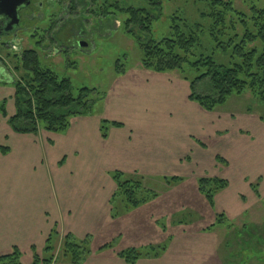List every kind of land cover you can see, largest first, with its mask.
I'll return each mask as SVG.
<instances>
[{
    "label": "rangeland",
    "instance_id": "obj_1",
    "mask_svg": "<svg viewBox=\"0 0 264 264\" xmlns=\"http://www.w3.org/2000/svg\"><path fill=\"white\" fill-rule=\"evenodd\" d=\"M88 1L77 0L76 5L71 10L70 7L72 5L69 0H32L31 6L26 10L28 15L33 12L32 21L22 20V28L28 29L19 31L16 37L5 36V38L2 37L0 39V101L4 99L7 101V113L11 114L14 109V88L12 84L20 76L19 72L14 71L17 60L12 57L14 55L19 56L24 50H34L38 53L43 67L51 70L59 79H68L70 81L73 95L76 96L77 91L81 88L95 90L90 93L94 104L85 116H91V120L101 119L99 122L100 135L101 122L108 121L106 120L107 115L115 114V116L123 118L129 116L125 112L128 110V106H124L122 101L125 99L127 87L121 85V82L124 80L122 78L128 76L131 70L134 71L139 68L144 70L141 65L142 54L137 43L124 33L123 22L126 17L112 10L111 3L117 2L123 8L141 9L149 12L154 20L151 33L141 36L143 41H147L150 38L157 41L168 37L172 17H179L191 23L198 22L204 30H207L209 24L208 20H203L200 17L201 13L206 10L204 0H159L160 8L151 6L147 0H109L106 6L100 4L103 0H95L98 5H91V7L87 5ZM225 1H231L235 10L248 15L250 6L248 4L250 3L245 4L241 0ZM249 1L251 3L256 2L254 0ZM260 1L264 2V0ZM38 4H40V7ZM99 6L105 7L104 17H98L95 12L92 13V10L97 12ZM229 19L234 21V24H232L234 25V32L230 31L227 33L230 36H233L234 33L241 36L243 30L236 16H230ZM79 41H83L86 47L80 48L78 46ZM203 41L201 49L198 48L196 54H199L198 51L200 49L202 53L210 54L216 63L225 65L229 63L227 54L215 50L214 45L207 41L205 37H203ZM15 42H18L19 47H13ZM36 43H40L38 48ZM8 55L11 57L9 58ZM116 66L118 68L121 66L120 68L124 70V74L118 76L115 71ZM164 75L171 82L177 79V81H183L187 86H190L189 82L176 72ZM185 76L187 79L193 80L197 73L186 68ZM203 87V85H198V92H202ZM153 91L157 92L163 100L165 99L166 95L163 94L165 90L162 86L152 89ZM182 91L183 88L180 89V87L173 89L172 96L175 95L176 99L172 103L173 105L168 108L174 110L179 116L178 120L182 122L186 121V115L191 116V127L189 128L186 124H183V129L189 130L191 134L201 139L207 148L204 149L193 142L199 150H193L190 165L180 168L176 167L178 168H175L176 171L165 176L156 175L149 177L137 173L123 174L126 177L136 178L141 182L143 189L156 193L158 197L174 190L189 199L190 206H182L180 210L170 217L154 219L156 226L160 227L162 231L165 232L166 228L168 230H177L180 235L192 234L194 239L201 234L203 245L210 241L212 244L211 249L216 250L219 264H264V245H250L249 249H245L247 246L243 245V242H252L257 237L260 240H264V129H260L253 123L249 124V122L239 120L240 117L253 116L257 117V120H260L261 123H264V102L255 98L247 90L241 96L234 95L229 98L224 106L217 107L212 112H205L196 103H193L192 107L189 105L183 107L180 101ZM134 92L137 91L134 90ZM113 109L115 110L113 111ZM228 116L235 120L234 123L229 120ZM72 119L74 118L72 117L70 120ZM237 119L240 122L236 123ZM236 127L249 129V132L243 128L240 131L246 141H249V137L250 140H252V137L254 139L258 137L259 142L250 141V143H245L241 141V138L236 136L234 130H229V128L235 129ZM9 128L0 115V146L12 148L17 145L19 147L18 138L11 139V136L6 133V129L9 130ZM69 128L66 132H68ZM111 128V126L108 127L107 135ZM220 129L224 131L217 133L216 131ZM6 135L9 137L7 141L4 139ZM178 136L185 137L182 133ZM14 137L18 136L14 135ZM49 138H51V135H49ZM184 139L188 138L185 137ZM245 153L247 157H243ZM38 155L43 156L44 166H40L42 170L37 168L34 172L28 173V177L31 178V180H27L28 190L36 188L38 186L36 181L41 179L42 187L45 191L44 182L46 177H44L45 175L43 176V173H49L51 175L49 187L46 186V189H49L50 194L54 193L55 186L57 188V178L53 164L57 156L56 147L44 150L40 148L39 151H35L33 155L35 161L38 159ZM217 157L224 160L225 164L219 163L216 159ZM46 166L48 169H46ZM66 172L61 175L66 177ZM113 172L118 171L107 172L110 180H112L111 174ZM76 174L89 175L84 170L82 173L69 174V177H75ZM246 175L248 176L243 181L241 177ZM97 176L101 177V173L98 172ZM171 178H180L181 181L166 184L164 179ZM205 178H220L229 182L228 188L218 193L216 198L214 197L215 206L213 207H210L206 199L198 192V181ZM256 184L258 185V196L251 188V185ZM132 211L126 213L124 210L119 209L118 213L120 216L115 219H112L110 214V218L113 221L112 225H120L122 227L121 220L130 215ZM219 215H224V224L216 225L211 230L205 231L216 224ZM249 225L256 227L255 232L250 230L248 236L242 235L240 239H237L239 235L234 234V232L240 230L243 226ZM177 235L175 238H177ZM90 237L89 255L85 262L90 258L107 257L112 259L111 264H124L117 257V254L123 250L128 248L146 249L151 246L156 248V246L165 245L166 249L159 257L142 258L140 260L160 259L166 253L169 244H172V237L169 236L162 243L129 246L125 245L127 244L126 239L129 237L125 234L122 241L118 242V240H115L114 243H109L110 248H104L106 245H103V235ZM252 246L257 247V250H255V253H258L257 256L253 255ZM44 247L45 245L40 250L32 248H34L36 254L41 256ZM59 247L60 245H55L56 254ZM32 248L29 254L25 252L22 254V264H30L32 262ZM248 257H250V260L246 259ZM157 264H160V261Z\"/></svg>",
    "mask_w": 264,
    "mask_h": 264
},
{
    "label": "crops",
    "instance_id": "obj_2",
    "mask_svg": "<svg viewBox=\"0 0 264 264\" xmlns=\"http://www.w3.org/2000/svg\"><path fill=\"white\" fill-rule=\"evenodd\" d=\"M165 76L139 68L131 70L128 76L122 78L124 80L121 85L127 87L126 100L122 101L124 106H128L125 112L129 116L123 118L115 114L107 115L106 120L119 123L121 127H112L105 139L99 133L101 119L91 120V116L74 117L70 120V128L65 135L42 130L35 135L16 134L10 128L6 129L11 139L18 138L20 145L12 148L0 146L8 150L5 154L0 152V256L10 253L13 247H17L22 254H29L32 247L40 250L55 229L58 234L55 245H60L66 234L78 239L103 235V245L114 243L115 240L122 241L127 234L129 237L125 245L129 246L158 244L166 241L169 236L172 237V244H169L160 259L140 260L136 264H157L158 261L160 264H219L216 250L211 249L210 241L203 245L201 234L194 239L192 234L180 235L177 230L167 228L164 232L156 226L154 219L170 217L182 206H190L189 199L178 191H170L134 209L121 220L122 227L112 225L109 201L116 186L107 176L108 171L137 173L149 177L165 176L180 167L190 165L193 150H199L193 142L207 148L201 139L183 129V124L191 127V116L186 115V121L182 122L178 120V114L168 108L176 99L175 95L172 96V91L177 87L183 88L180 94L183 107L193 106L194 102L189 100V86L177 79L171 82ZM161 86L165 90L164 100L157 92H152V89ZM13 113L14 109L7 115L12 116ZM228 118L234 123L233 118ZM240 119L264 129V123L257 120V117L245 116ZM3 120L7 124L6 119ZM239 120L236 123L241 121ZM241 128L249 132L246 127L229 130H234L236 136L245 143L259 142L258 137H252V140L249 137V141H246L240 134ZM223 129L216 132L226 130ZM207 132L209 133L208 128ZM46 133H50L51 138ZM181 133L188 139L178 136ZM8 135L4 138L6 141ZM55 147V192L50 194L49 189H46V186L49 187V173H43L46 177L45 191L41 179L36 181L37 189L28 190L27 180H31L28 173L37 168L42 170L41 167L44 166L42 155H38L37 162L34 160L35 151ZM243 157H247V154ZM84 170L89 175L76 174L75 177H69V174L82 173ZM63 172H66V177L61 175ZM98 172L101 177L97 176ZM247 176L241 177L243 181ZM111 263V258L103 257L90 258L82 264ZM55 264L68 263L61 261Z\"/></svg>",
    "mask_w": 264,
    "mask_h": 264
},
{
    "label": "trees",
    "instance_id": "obj_3",
    "mask_svg": "<svg viewBox=\"0 0 264 264\" xmlns=\"http://www.w3.org/2000/svg\"><path fill=\"white\" fill-rule=\"evenodd\" d=\"M71 10L77 0H69ZM151 6L160 8L159 0H147ZM206 10L201 13L203 20H208V28L204 30L200 23L186 22L179 17H172L170 33L168 37L154 41L141 39L142 35L151 33L153 18L146 10L123 8L117 2L111 3L112 10L126 19L123 22V30L132 38L141 51V65L144 70L155 73H178L190 86L189 100L196 103L202 110L212 112L217 107L225 105L232 96H241L245 91H250L255 98L264 102V2L254 0H241L250 5L249 13L245 15L234 9L231 1L204 0ZM249 1V2H248ZM81 2V1H80ZM109 0H103L100 4L106 6ZM95 0H89V7L96 5ZM98 5V4H97ZM105 7L99 6L96 11L98 17H104ZM235 15L243 30L241 36L234 33L230 36L227 32H234V21L230 16ZM203 37L214 45V49L227 54L228 64L216 63L210 54L202 53L201 45ZM40 43H36L39 47ZM199 49V54L196 51ZM197 52V53H198ZM9 58L11 57L8 55ZM12 58L17 60L14 71L19 72V79L12 86L14 88L13 102L14 114L6 113L7 101H0V115L6 119L10 129L16 134H37L43 130L50 133H65L69 128L70 119L85 116L91 110L94 102L90 93L95 90L81 88L76 96L72 93V85L68 79H59L51 70L43 67L38 53L34 50H24L19 56ZM116 66V74H124L122 68ZM188 68L197 73L193 80L185 76ZM120 69V70H119ZM198 85H203V91L198 92ZM120 128L116 122L102 121L100 132L102 138L107 137L108 127ZM7 148L0 147V152L7 153ZM217 161L225 164V161L217 157ZM111 178L116 189L109 204L111 218H118V210L128 213L141 205L153 201L158 197L156 193L143 189L141 182L136 178L126 177L121 172H113ZM166 184L178 183L180 178L164 179ZM198 192L206 199L210 207L214 206V197L228 188L227 180L220 178H205L198 181ZM258 196V185H251ZM225 222L224 215H219L216 225ZM164 229V227L162 226ZM255 226H243L234 232L239 235H249L250 230L255 232ZM58 234L53 229L46 240L41 256L33 251V260L30 264H55L64 262L68 264H82L89 255L90 236L78 239L71 234H66L61 241L58 253L55 251V242ZM249 249L250 245H264V240L259 237L252 242L244 243ZM106 244L104 248H110ZM253 247V246H252ZM166 249L165 245L149 247L146 249L128 248L117 254V257L125 264H136L142 258H157ZM254 256L257 247H253ZM251 252V250H249ZM22 253L17 247H13L7 255L0 256V264H22ZM250 260V257L246 258ZM262 260V259H261Z\"/></svg>",
    "mask_w": 264,
    "mask_h": 264
},
{
    "label": "water",
    "instance_id": "obj_4",
    "mask_svg": "<svg viewBox=\"0 0 264 264\" xmlns=\"http://www.w3.org/2000/svg\"><path fill=\"white\" fill-rule=\"evenodd\" d=\"M31 0H0V18H6L10 21L9 29L0 30V37L7 32L11 33L19 25V12L30 5ZM80 48L86 47L84 42H79Z\"/></svg>",
    "mask_w": 264,
    "mask_h": 264
},
{
    "label": "flooded vegetation",
    "instance_id": "obj_5",
    "mask_svg": "<svg viewBox=\"0 0 264 264\" xmlns=\"http://www.w3.org/2000/svg\"><path fill=\"white\" fill-rule=\"evenodd\" d=\"M32 4V0L30 2V5L25 8V9H22L20 12H19V16H20V20H19V25L18 27L15 28V30L11 33L7 32L5 35H9V36H15L17 35V33H19V31H25L26 29L28 28H22V20L25 19V20H29V21H32V18H33V12H31V14H26V10L29 9V7L31 6ZM38 6L40 7V4H38ZM24 13V14H23ZM10 27V21H8L6 18H0V30H4L5 29H9ZM16 41V40H15ZM18 42H15L13 47H19L18 46Z\"/></svg>",
    "mask_w": 264,
    "mask_h": 264
}]
</instances>
